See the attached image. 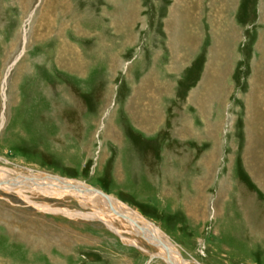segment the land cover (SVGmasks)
<instances>
[{"label":"rangeland","instance_id":"rangeland-1","mask_svg":"<svg viewBox=\"0 0 264 264\" xmlns=\"http://www.w3.org/2000/svg\"><path fill=\"white\" fill-rule=\"evenodd\" d=\"M50 1L0 0V170L102 191L186 264H264V0ZM29 190L0 188V264H169Z\"/></svg>","mask_w":264,"mask_h":264},{"label":"bare ground","instance_id":"bare-ground-1","mask_svg":"<svg viewBox=\"0 0 264 264\" xmlns=\"http://www.w3.org/2000/svg\"><path fill=\"white\" fill-rule=\"evenodd\" d=\"M193 1L194 0H191L193 5L191 9H193L194 11L196 8L197 1L194 2ZM58 5H60L59 0H51L50 3L47 4V8L44 10L47 13H52L54 15L58 11V7H59ZM65 8L71 10V7L68 4L66 5ZM52 23L50 26L48 25L45 27L46 28L48 27V29L52 28L51 27L53 25ZM60 46L61 47L57 48L56 50L57 52L55 54L56 60H54L55 61L54 66L57 65V67H55L56 69L60 65H63V63L67 64V62L63 61V58L66 53L70 52L69 47L66 45L65 41L63 45ZM75 59L77 60V63H79L80 58L76 56L74 60ZM0 188H5L8 190L19 192V194L23 196L25 199L28 198L25 196L24 193L30 191L29 189H31L32 191H37L40 194H47V195H64V193H69L72 194L73 196L78 197L84 202L90 201L92 203H95L96 205L99 204L101 205V207L99 206L101 209L97 208L93 215L106 222L108 226L112 230L120 234L122 238H125L124 235L122 234V231L120 230V228L116 227L112 221V218L114 217L124 219L127 225L134 227L136 232H138L141 236L145 237L146 239H148L149 241H151L152 243H154L159 247L160 253L152 254V257H156V256L162 257L169 264H186V262L181 259L179 251L175 248V246L170 242V240L166 237V235L161 231V229L158 226H156L155 224L149 221H146L144 217H142L140 214L128 208L121 201H118L106 195L102 191L92 190L85 184L77 183L75 181H70V180H61L43 174L38 176L16 175L15 173H9L7 171L0 170ZM143 230H145V232H143ZM132 244L141 247L134 240L132 241Z\"/></svg>","mask_w":264,"mask_h":264}]
</instances>
